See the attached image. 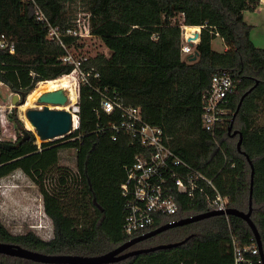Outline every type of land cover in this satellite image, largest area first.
<instances>
[{"label":"trees","instance_id":"trees-1","mask_svg":"<svg viewBox=\"0 0 264 264\" xmlns=\"http://www.w3.org/2000/svg\"><path fill=\"white\" fill-rule=\"evenodd\" d=\"M52 27L72 25L70 8L83 4L90 14L91 35L98 38L108 55L88 58L83 64L95 68L100 78L81 86L79 128L57 142L37 146L36 136L26 130L15 111L10 118L23 136L15 142L3 140L0 110V180L20 170L40 186L44 209L53 224L49 241L28 232L13 235L0 216V242L48 254L99 256L129 240L123 234L126 215L121 186L125 168L142 152L138 144L121 136L111 140L102 133L98 117L101 94L116 96L127 107L141 110L144 120L162 128L165 143L192 170L211 179L217 190L229 198L230 207L249 209L252 169L229 133L241 97L245 98L233 121L232 131L243 135L242 151L254 167L252 214L264 251V128L256 126V114L264 102V49L251 40L252 27L244 19L261 0H36ZM183 27H202L201 44L195 62L182 57ZM49 27L35 16V6L24 0H0V109L1 87L21 99L27 98L45 81L71 80L74 65L63 58L77 45L63 37L67 49L48 38ZM221 38L227 50L218 52L212 42ZM14 43L11 54L2 42ZM235 74L240 83L229 97L226 124L214 132L203 127V95L218 72ZM257 84V85H256ZM77 123V117L76 121ZM99 126V127H98ZM237 130H234V129ZM237 137V136H236ZM63 149L77 151L76 190H68L69 178L58 173V183L67 191L62 199L57 190L45 187L44 178L58 169ZM75 181V180H74ZM182 200V216L208 211L205 198L193 203ZM167 221L160 217L151 230ZM236 236L241 245L254 237L247 223L230 216L177 227L137 244L145 249L177 243L182 246L141 254L117 264H230L229 244ZM0 264H40L0 255Z\"/></svg>","mask_w":264,"mask_h":264},{"label":"built area","instance_id":"built-area-1","mask_svg":"<svg viewBox=\"0 0 264 264\" xmlns=\"http://www.w3.org/2000/svg\"><path fill=\"white\" fill-rule=\"evenodd\" d=\"M35 6L37 20L49 27L48 38L57 42L65 49L63 37H73L82 42L92 37L90 14L84 9L72 19V25L62 30L52 27L36 0H24ZM202 30V27H200ZM187 27L182 33V57L193 55L195 48L186 42ZM2 48H7L11 54L15 52L14 43L2 42ZM65 63L74 65L72 77L74 92L77 98L75 108L70 110L74 119V131L79 128V101L81 86H91L92 79L100 78L99 72L83 64L88 58L75 60L68 50ZM188 61V60H187ZM240 79L228 71L218 72L212 77L210 88L203 95V127L214 132L226 124L229 115V97L234 93ZM101 94L98 117L103 125L98 129L102 133L111 132V140L117 142L121 136L130 139L132 144H138L142 152L135 157L131 166L125 168L126 179L121 186L125 198L126 215L123 224V234L132 239L151 231L157 219L164 217L167 223H173L190 216H182V200L193 203L196 198L203 197L207 202V212H226L230 208V200L223 196L214 182L200 172L192 170L185 162L177 157L165 143L162 128L147 123L139 108L127 107L116 96ZM1 124L5 122L1 118ZM76 125V126H75ZM99 127V126H98ZM8 130V128H5ZM9 131V130H8ZM19 136H22L21 134ZM19 136H16L18 139ZM16 139V140H17ZM14 140L13 142H15ZM229 222L228 215H224ZM229 249L232 256L230 264H263L260 249L253 237L248 244L241 245L236 236L231 237Z\"/></svg>","mask_w":264,"mask_h":264},{"label":"rangeland","instance_id":"rangeland-1","mask_svg":"<svg viewBox=\"0 0 264 264\" xmlns=\"http://www.w3.org/2000/svg\"><path fill=\"white\" fill-rule=\"evenodd\" d=\"M85 7L83 4H75L70 8L72 19L77 13H82ZM244 19L247 24L252 27L251 40L253 43L261 49H264V9L259 12L257 9L254 12H245ZM214 50L221 52L224 49V43L221 38H216L212 42ZM75 60L82 58H95L98 55H108V50L102 44V42L96 37H90L84 41L78 43L71 48H68ZM183 59L187 61V57L183 56ZM73 83V80H67ZM58 81H45L37 85V88L26 98L24 105H18L14 107L12 105L13 93L9 91L6 86L1 87L2 104L1 114L2 120L5 122L3 129V140L13 142L16 140V136L23 134L15 126L10 118L13 111L21 120L26 130H31L36 136L37 146H41L47 142H57L58 140L42 141L36 135V131L26 119V111L32 108H40L35 98L41 92L59 86ZM61 85V84H60ZM74 85V84H73ZM71 87V86H70ZM76 98V95H75ZM77 100V98H76ZM76 104L71 98L70 105L68 103L67 110H72ZM27 105V106H26ZM25 106V108H23ZM256 126L264 128V102L261 104V109L256 114ZM8 128L6 130L5 128ZM234 130H237L236 128ZM61 140V139H60ZM234 142L238 141V136L233 138ZM63 172L71 176L68 180V186L70 190H76L78 182L80 181L77 176V151L74 149H63L60 152V161L58 169L49 173L44 178V185L51 192L57 190L62 199H66L68 194L65 188H61L58 183V173ZM75 180V181H74ZM69 190V191H70ZM254 213L261 211L262 207L253 205ZM0 216L3 225L13 235H23L28 232H33L43 240L49 241L53 238V224L51 219L47 216L44 209V198L41 194L40 186L28 178L22 171L18 170L13 174L0 180Z\"/></svg>","mask_w":264,"mask_h":264},{"label":"water","instance_id":"water-1","mask_svg":"<svg viewBox=\"0 0 264 264\" xmlns=\"http://www.w3.org/2000/svg\"><path fill=\"white\" fill-rule=\"evenodd\" d=\"M202 30L200 32H194L186 36V42L191 48H195V45L201 44ZM198 52H194L193 55L189 56V62H195L198 58ZM257 85V84H256ZM255 89V86L250 88L240 99L238 108L233 116V121L239 113L245 98ZM26 98L21 99L18 94H14L12 98V105L14 107L24 105ZM40 108H32L26 111V118L31 123V125L36 130V135L42 141L47 140H60L74 132V115L70 110H65L64 108L69 103L68 91L64 88H58L55 90H50L42 93L38 96L36 100ZM229 127V133L232 137L238 136L237 150L246 156L248 163L251 166V186H250V199H249V209L247 211H241L235 208H228L226 212L222 211H211L187 218L180 219L173 223L164 224L154 230H151L144 235L132 238L125 242L124 244L114 248L113 250L99 255V256H81V255H71V254H60V255H48L40 252H36L20 245L13 243L0 242V255L7 256L11 258H18L34 263L40 264H117L123 262L129 258L156 252L159 250L173 249L186 244L189 238L177 243L162 244L145 249H133L137 244L147 239L156 237L162 233H165L171 229L177 227H183L186 225L198 223L212 217L217 216H234L242 219L247 223L250 228L258 247L260 249V255L264 264V251L263 243L259 230L252 219L253 214V183H254V167L250 161L249 156H247L242 151L243 135L241 132L232 131V125ZM31 131V130H29Z\"/></svg>","mask_w":264,"mask_h":264},{"label":"bare ground","instance_id":"bare-ground-1","mask_svg":"<svg viewBox=\"0 0 264 264\" xmlns=\"http://www.w3.org/2000/svg\"><path fill=\"white\" fill-rule=\"evenodd\" d=\"M187 34H192L194 32H200L201 31V28L200 27H188L187 28ZM72 78V77H71ZM59 86H56L54 88H50L48 90H45L43 92H41L40 94H38L35 98V102L38 98L39 95H41L42 93L46 92V91H50V90H55V89H58V88H64L68 91V95H69V105H70V102H71V98H73V102L77 101L76 98H75V92H74V85L73 83L67 81V80H60L57 82ZM61 84V85H60ZM71 86V87H70ZM37 104V102H36ZM38 105V104H37ZM27 106V105H26ZM23 108H25V106H23ZM75 108V104H74V107ZM65 110H67V106L64 108ZM27 119V118H26ZM28 120V119H27ZM76 121V116H75V119ZM29 122V121H28ZM76 123V122H75ZM29 124L31 125V123L29 122ZM32 126V125H31ZM76 126V125H75ZM35 129V128H34ZM36 131V130H35Z\"/></svg>","mask_w":264,"mask_h":264},{"label":"crops","instance_id":"crops-1","mask_svg":"<svg viewBox=\"0 0 264 264\" xmlns=\"http://www.w3.org/2000/svg\"><path fill=\"white\" fill-rule=\"evenodd\" d=\"M264 9V0H261V4H260V6L258 7V10H259V12L260 11H262ZM188 28V27H187ZM223 42V41H222ZM214 49V48H213ZM227 50V48H226V46L224 45V49H223V51H221V52H224V51H226ZM187 59H188V57H187Z\"/></svg>","mask_w":264,"mask_h":264}]
</instances>
